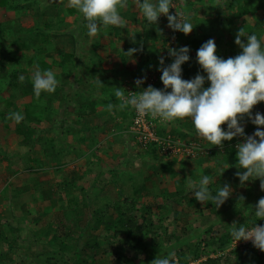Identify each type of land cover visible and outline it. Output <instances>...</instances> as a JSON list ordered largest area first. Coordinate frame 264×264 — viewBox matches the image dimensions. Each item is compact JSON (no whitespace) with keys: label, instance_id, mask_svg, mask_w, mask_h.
<instances>
[{"label":"rangeland","instance_id":"rangeland-1","mask_svg":"<svg viewBox=\"0 0 264 264\" xmlns=\"http://www.w3.org/2000/svg\"><path fill=\"white\" fill-rule=\"evenodd\" d=\"M186 1L189 0H174L177 9L175 7L172 8L175 9L176 13L183 9L191 14L193 11H187L184 8L186 6L188 7ZM61 2L63 6L69 5L68 0H61ZM220 2L222 0H204V3L208 6L207 10H200L197 12V15L201 18L206 12L212 13L214 11L213 6ZM129 6L131 9L139 10L134 0H132ZM194 6L200 7V3L196 0ZM26 11H19L18 13L15 10L0 7V21L18 16L20 23L25 27L34 26L35 28L41 29L38 46H49L55 57H60L59 53L61 50H74L75 45L80 49L77 51L78 55H83L84 51L89 52V44L94 36L86 40L81 26L83 21L82 16L76 18L74 15H67L66 23L63 26L65 33L58 35L53 31L47 30L42 23H38ZM225 12L228 15L231 11L226 9ZM138 16H140V20L142 19L141 22L127 20V27L125 29L126 38L115 41L112 40L115 38L114 35L104 34L101 36L100 46L97 51L106 58L103 62V66L106 69H121L126 67L131 70L136 66V60L144 58L149 51L140 45L139 50L143 53L144 57H138L137 55V58H134L136 53L139 54L138 52H134L129 56V63L127 65L121 62L120 55L115 51V48L120 49L124 47L127 40H132V32H135V30L144 32L148 30V26L150 25L147 19L143 18L141 11ZM260 18L263 25L260 32L264 37V12H261ZM251 19L252 16H248L246 21H250ZM159 22L162 24L161 28H164L160 34L170 36L171 41L175 40L178 30H172L161 18H158V24ZM194 22L193 20L192 23ZM244 23L240 19L237 24L244 26ZM145 25L148 26L145 27ZM199 32V29H192L186 35L191 36ZM73 37L76 38V41L73 40ZM158 45L161 46V43H158ZM25 53L33 54V50ZM48 60L51 59L49 58ZM29 68L31 73L36 69L35 67ZM50 70L56 74L61 71V67L53 66ZM109 75H112V71ZM149 76L153 75L150 74ZM126 78L128 80L130 77L127 76ZM125 79L122 84H124ZM129 80L131 81V78ZM74 84L78 85L75 81ZM11 89L8 86L7 80H0V101L3 100V97L11 93ZM30 99V96H28L25 99L19 100L30 101ZM257 111L264 114V106L261 102L253 106V114ZM0 118H6L7 122L13 124V119L9 118V113H5V117ZM120 120H122L121 116L117 118V121ZM4 121L0 119V146H5L7 151L17 148L23 152L27 151V148L17 146L19 138L14 127H6ZM97 122L104 123L99 125H105L106 128L104 131L99 130L97 132L99 144H96L94 148H90L89 143L86 141H77L71 134L65 137V139L55 142V144H64V146L66 145L65 143L69 144V146L73 145L77 149L87 152L86 155L84 154L78 158L76 149H74L66 154L65 160L67 164L59 172L51 167V159L48 161L45 158L44 168L33 170L32 173L26 172L23 174V181L21 180L19 183L28 182L24 185H33L30 180L31 176H37L39 178L43 189L41 192L43 194L42 199L39 200L33 194L34 189H32L17 197L19 199L16 198L17 204L14 203V206L10 203V198L4 204H0V227L3 222L13 224L12 220L14 219L11 213H15L16 208L21 212L20 204L23 203L24 212L28 213L31 211L32 214H36L35 223L40 230L43 229L42 226L46 229L48 227V221L55 219L57 223L59 222L56 234L60 236L65 235L63 239H65L66 246L63 248H60L59 243L51 244L50 246H53V248H49V245L43 243H40L42 244L41 246L38 245L34 248L32 244H35V242L28 243L10 239L7 248L13 255L14 264H45L46 260L52 259H57L61 263L62 259L73 261L76 259V247L82 249L80 252L81 258L86 260V264H139L145 257V253H139L136 248L132 247L130 239L134 235H137L144 243L149 242L147 246L150 249L155 248L156 245L158 246L159 241L160 250L156 252L155 258L159 255H165L168 252L175 251L179 264H183L180 261L182 259L179 254L180 252L184 253V258L189 259V264H199L210 256L214 258L221 257V264H237L239 261L246 260V254L254 252L258 253L259 256L264 254V251L254 247L251 241L241 240L235 244L232 237L231 241L224 245L223 248L216 247L220 246L218 245L220 238L225 233H230L233 223L249 226L248 222L255 219L254 216L250 215V212L255 208L258 200L264 197V189L261 188L259 178L246 181L241 186L239 178L235 173L231 175L233 178H229L230 181L223 176V181L219 182L217 187L227 183L231 186L232 193L219 207H216L211 201L204 203L195 200L196 198L187 188L189 179L198 181L202 175L217 171L223 165H228L226 157H232V153L234 154L235 152L233 150H237L236 144L243 142V137L237 136L233 137L230 141H224L223 149L218 145V148L222 150L219 154L197 153L196 156L189 158L185 153L170 156L159 152L157 155H151L146 152L150 147L140 142L138 143V139L132 135V132L125 131L118 133L115 127L116 123L114 125L109 122L105 124L104 119H100ZM241 123L244 124L246 134H252L257 127L264 128V126L252 124L248 120L247 115H245ZM93 124L98 123L93 121ZM181 124L183 128L185 127L184 131L186 130L187 132V136L184 138L197 140L204 145L207 144L206 146H211L210 143L200 138L196 131L189 126L192 124L191 118L186 117L181 119ZM179 127L175 123L172 129L176 130ZM173 130L169 132H174ZM42 132L39 131L38 134ZM50 134L51 136L57 137L58 132L51 131ZM51 143L54 144L53 142ZM34 149L33 155L44 158V151L39 143ZM94 149L96 153H93ZM1 152L3 154L6 151L2 149ZM0 158L2 162L8 161L3 159L2 156ZM163 165L166 166V169H162ZM0 168L3 169L1 166ZM115 168L117 169L116 173L114 172ZM171 170L174 171V174ZM235 171H246V169L236 167ZM99 172L100 178H97L98 182L93 183V177L98 175ZM87 174L88 176H86ZM218 174L219 172L214 173L213 178H219ZM9 177L7 172L3 176H0V189L5 185ZM3 178L6 179L4 180ZM114 179L119 182L121 187L109 184V181ZM59 181L65 184H70L71 181L77 182V186L74 185L73 193L78 197L79 204L81 203L82 205L81 199L84 196L87 198L88 205L90 206L84 213L79 212L80 215L78 217L66 218L64 213V209H67L64 208L66 206V197L60 198V194H63V191H60L58 188L59 186L56 182ZM248 185L251 187L250 189L246 187ZM82 187H85L87 190L83 194ZM119 188L124 189L123 194L118 193ZM178 189L181 190L178 199L171 198L170 194L176 192ZM131 195L135 202L133 205L134 208L131 207L132 203L129 204L133 200H126L127 197L131 198ZM238 195L244 197L243 201L240 200L241 197ZM107 202L111 205L110 209L108 208V204L106 205ZM89 209L108 212V215L112 216L111 227L106 228L105 225H101L97 230L87 227L85 225V219L90 218ZM142 213H144L146 220L143 218ZM28 220V224L23 222L26 227L30 226L29 223L31 221L32 223L35 221L31 217H28ZM257 220L255 221L256 224L264 225V218H257ZM17 221L19 223L21 222L20 220ZM142 223L145 224V228H138V224L141 226ZM150 223H153V225ZM130 230L133 231V235L128 234ZM156 237L159 240L155 242L153 238ZM27 238L28 236L24 235V240ZM95 238L100 240V245L97 246L94 244ZM210 241H214V244L210 245L208 243ZM197 243L200 244L199 251L195 248ZM4 245L2 246L4 247ZM48 248L50 249L49 251H47ZM213 248H216L217 251H214ZM31 250L33 254L29 253ZM40 250H44V252H40ZM197 252L200 254L199 259L194 260L195 258L193 256ZM2 256L0 255V258ZM145 263L150 264L151 262L145 261Z\"/></svg>","mask_w":264,"mask_h":264},{"label":"trees","instance_id":"trees-1","mask_svg":"<svg viewBox=\"0 0 264 264\" xmlns=\"http://www.w3.org/2000/svg\"><path fill=\"white\" fill-rule=\"evenodd\" d=\"M197 1L200 3V7L194 6L196 0H189L186 1L188 7L186 6L184 8L187 11H193L191 13L192 21H195L193 23V29H199V33L190 36L178 31L175 40L171 41L170 36L160 34L164 28H161L162 24L160 25V22L158 24L157 21L155 24L148 26L146 32L135 30V32H132L133 38L131 41L127 40L124 47L120 49L115 48L116 53L120 55V60L124 65L129 63V56L127 54L129 49H137L136 52L139 54L136 53L134 58H137V55L138 57H144L143 53L139 50L140 45L141 47L143 46L144 49L146 48L149 50L144 58L136 60V66L131 70L126 67L121 69H106L103 66V62L106 58L97 51L100 46L101 36L104 34H111L115 36L112 40H122L126 38V27L121 28L118 26H109L104 28L103 26H99L97 35L93 37V40H91L89 44L90 49L88 50V53L84 51L83 55H78L77 51L80 49L75 45L74 50H61L59 53L60 57H55L49 46H38L40 32L42 31L41 29L35 28L34 26L25 27L20 23L18 16H16V18L0 21V80H7L8 86L12 88L11 93H9L8 96L3 97V100L0 101V117H5V113L10 112H21L24 117L19 123L12 120L13 124L7 122L6 118L0 119L5 120L4 124L6 127H14L19 138L18 145L27 148V151L24 153L17 152L10 154L6 151L2 154L1 151L3 148L0 146V156H2L3 159L8 160L9 165L15 163L18 164L19 160L22 159L23 171L31 173L33 170L44 168L45 158L48 161L51 159V167L59 172L67 164L65 160L66 154L71 150L73 151L76 149L75 151L78 154V158L84 154L86 155L87 152L77 149L73 145L69 146L67 143H65L66 145L64 146V144H55V142L65 139V137L71 134L77 141H86L89 143L90 148L96 147V144H99L96 129L103 130L105 126L101 127L98 124L94 125V118H118L121 116L122 120L115 124L118 133H123L125 131L130 132V126L134 123V117L137 112L131 105L121 109L119 107L121 101L115 96V91L117 87H120V90L124 91L126 95L130 91H134V94L138 95L139 92L142 91L141 88H147L148 84L145 79L144 83L138 88L135 84L136 79L142 77L149 78L150 74L158 75L155 82L151 83V85L156 88H163L164 86L160 79L162 73L159 70L161 67L160 57L163 56L165 58V66L170 64L174 57L169 55V48L178 49L181 46H189L190 59L181 67L183 69L182 77L184 79H191L198 72L205 76L207 75L198 64L196 54L197 49L209 38H214L215 40L217 45L216 54L226 59L230 56L234 57L242 51L240 46L235 43V38L241 28H243L246 33L255 32L259 37H263L260 32L263 27L260 15L261 12H264V0H222V2L213 6L214 11L212 13L206 12L201 18L197 15V12L200 10H207L208 6H206L204 0ZM131 2L132 0H129L128 6L121 11V15L128 21L141 22L142 19L140 20V16H138L140 10L131 9L129 6ZM0 7L15 10L18 13L19 11L27 10L26 12L32 15L38 23H42L47 30L53 31L58 35H62L60 33H65L63 31V26L66 23L67 15H74L76 18L81 16L75 8L70 7L69 5L63 6L61 0H0ZM226 9L231 11L228 15L225 12ZM169 11L170 13L175 14L174 8H170ZM248 16H252L250 21H246ZM159 18L168 24L165 15L162 14ZM240 19L245 22L244 26H239L237 24ZM86 23L87 22L83 19L81 26L87 40L89 36L87 35ZM241 39L246 42L247 37L242 36ZM73 40L76 41V38L73 37ZM158 42L161 43L160 47H158ZM31 50H33V54L25 53ZM18 52H20V54H18ZM49 58L51 60H48ZM37 66L40 70L51 69L53 66L61 67V71L55 74L57 80L60 82L57 84L54 92H42L39 97L34 95L31 81L32 73L30 72L29 67L37 68ZM111 71L112 75L110 76L109 74ZM21 75L25 77L23 82L19 79ZM127 76L131 78V81L129 80L130 78L127 80ZM124 79L125 82L122 84ZM74 81L77 82L78 85H75ZM209 83L210 82L206 80L205 86H208ZM130 87L133 90L129 89ZM170 90L171 89H169V91ZM28 96L31 98L30 101L19 100L25 99ZM261 103L264 106V101ZM100 104L103 105L102 109L98 107ZM109 104L113 105L111 109L108 108ZM175 123H180V119H177L174 122H169L170 127L167 130L166 128L159 127V134L166 135L168 131H172V126L173 124L175 125ZM189 126L196 131L194 125L191 124ZM221 127L226 128V122L222 124ZM184 129L185 127L183 128L180 126L171 133L175 139H185L184 137L187 136V132L186 130L184 131ZM39 131L44 132L38 134ZM51 131L58 132L57 137L51 136ZM137 141L143 145H148L150 148H148L146 152L151 155H157L159 152H162L160 146H158V143L155 141L147 143L139 140ZM38 143L43 148L45 155L44 158L33 155L35 151L34 148ZM233 151H235L234 154H236L237 150L234 149ZM220 152H222V150L218 148V145L210 146V153L219 154ZM93 153H96L95 149ZM234 154L232 153V157ZM232 157H226L229 168L225 169L223 174H218L219 178H213L214 173H218L217 171L208 172L206 174L210 178L209 187L211 189H214L218 186L219 182L223 181V176H225V179L227 180L233 178L231 175L236 173L235 168L237 167V156L235 155L234 158ZM162 169H166V166L163 165ZM116 170L117 169L115 168V173L117 172ZM18 171L19 169L17 168L14 172ZM171 171L174 174V171ZM99 175L100 172L93 177V183L98 182L97 178H100ZM86 176H88V174ZM30 180L33 183L32 186H30V184L22 185L17 188V192L24 193L34 189L33 194L39 200L42 199L43 194L41 192L43 189L41 187V181L37 176H31ZM56 183H58L57 185L59 186L58 188L60 191H63V194H60V198L66 197V206H64V208L67 209H64V213L67 219H71L74 216L78 217L80 215L79 212L84 213L89 208L90 205H88L85 196L81 199V205L77 200L78 197L73 193L74 185L77 186L76 181H71L70 184H65L60 181ZM109 184L121 187L119 182L115 179L109 181ZM242 185L243 184H241V186ZM10 186L12 187L13 185L8 184L5 189L7 188L9 190ZM246 187L248 189L251 188L249 185ZM81 190L83 191L82 194L87 191L85 187H82ZM118 193L123 194L124 189L119 188ZM180 194L181 190L178 189L176 192H172L170 197L177 200ZM131 199L133 200V196L131 198H126V200ZM107 204L108 202L106 205ZM129 204L134 208V200L133 202L130 201ZM110 207L111 205L108 204L109 209ZM80 209H82V211H80ZM89 210L90 218L85 219V225L87 227L94 230L99 229L101 225H105L106 228L111 227L112 216L108 215V212H102L98 209ZM31 213V211L28 212V214ZM142 216L146 220L144 213H142ZM33 219L36 220L35 217ZM58 223L55 219L48 221V227L46 228L50 232H55L53 242L54 244L59 243L60 248H63L66 246V242H64L63 239L65 238V235L60 236L59 234H56ZM7 224L12 230L15 229L9 222H7ZM150 224L153 225V223ZM144 226V223H142L141 226L138 224V228L140 229L145 228ZM128 234L133 235V231H128ZM9 239L10 237L5 235L4 231L0 228V242ZM153 239L155 242L159 240L158 237ZM231 239L230 233H225L219 240L218 245L220 246L216 247L223 248V246L229 243ZM94 240L95 245H100L99 239L95 238ZM130 243L139 253H145V257L139 264H147L145 261H149L150 263L155 259L156 252L160 250L159 241L158 246L156 245L155 248L153 247V249H150L147 246L149 242L144 243L137 235H134V237L132 236ZM208 243L212 245L214 244V241ZM76 248L75 260L68 261L62 259L61 263L58 262L57 259H52L46 260L45 264H86V260L81 258L80 252L82 249L79 247ZM195 248L199 251L200 244L197 243ZM213 249L214 251H217L216 248ZM49 250L50 249L48 248L47 251ZM30 252H32V250ZM40 252H42V250H40ZM179 254L180 257H182L180 260L181 263L189 264L190 261L189 259L184 258V253L180 252ZM0 255H3L0 258V264H14L11 251L3 250L1 245ZM199 255V252L195 253L193 256L195 258L194 260L199 259ZM246 257L245 261H239L237 264H264V254L259 256L258 253L254 252L246 254ZM199 264H221V257L218 256L214 258L210 256Z\"/></svg>","mask_w":264,"mask_h":264},{"label":"clouds","instance_id":"clouds-1","mask_svg":"<svg viewBox=\"0 0 264 264\" xmlns=\"http://www.w3.org/2000/svg\"><path fill=\"white\" fill-rule=\"evenodd\" d=\"M128 2L129 0H68L69 6L75 8L87 22L89 37L95 36L101 25L104 28L127 27V20L121 15V11L128 6ZM134 3L149 25L155 24L163 14L167 17L168 26L173 30L189 34L194 27L190 13L183 10L177 11L176 14L170 13V8H176L174 0H134ZM242 36L247 37L246 42L241 39ZM235 43L242 51L225 59L216 54L217 45L214 38L203 42L197 49L196 59L207 75L198 72L191 79L182 77L181 67L190 59L189 46L169 48V55L174 57L173 61L165 66V58L160 57L159 70L162 73L160 79L163 88L148 84L151 77L155 78L152 83L157 79L154 74L149 78L136 79L138 88L145 79L148 84L147 88H141L142 91L138 95H126L117 87L115 96L121 101V109L131 105L140 115L150 114L156 123L157 131L159 127L167 130L170 127L169 122L189 117L197 135L211 145H219L221 149L224 141H230L237 136L243 137V142L236 145V156L237 167L246 171H237L235 175L241 184L259 178L261 188L264 189V128L257 127L252 134H246L244 124L241 123L247 115L252 124L264 126V114L259 111L255 114L252 112L254 105L264 101V37H259L255 32L246 33L241 28ZM136 51V48H132L127 54L131 56ZM19 79L23 82L25 77L21 75ZM206 80L210 82L208 86H205ZM31 81L36 97L42 92H54L58 84L52 70H40L38 66L31 75ZM112 107L113 105H108L109 109ZM9 118L17 123L24 119L21 112H10ZM225 122L226 128L221 127ZM133 126L134 123L130 126V132L137 138ZM167 134L173 136L169 131ZM193 147L199 150V145ZM227 168L228 165H223L217 171L222 174ZM209 184V176L202 175L198 181L189 179L187 188L196 200L204 203L211 201L219 207L231 195V186L226 183L211 189ZM243 199L241 196L240 200ZM250 215L255 219L248 222L249 226L233 223L230 235L235 244L241 240L251 241L254 247L264 251V225L255 223L257 218H264V197L258 200ZM151 264H179V261L175 251H171L157 256Z\"/></svg>","mask_w":264,"mask_h":264},{"label":"crops","instance_id":"crops-1","mask_svg":"<svg viewBox=\"0 0 264 264\" xmlns=\"http://www.w3.org/2000/svg\"><path fill=\"white\" fill-rule=\"evenodd\" d=\"M161 25V24H160ZM159 43V42H158ZM158 47H160V45H158ZM163 54V53H162ZM102 104L98 105V107L100 109H102ZM100 119H103V118H94V121H96V123L99 124H104V123H99L97 121H99ZM117 118H104V122L105 124L107 122H109L110 124H115L117 123ZM179 126H182L181 124V119H180V123H177ZM95 125V124H94ZM101 127L102 126H105V125H100ZM116 127V126H115ZM183 127V126H182ZM106 127H104L103 130H100V129H96V133L100 130V131H104ZM92 132V131H91ZM19 147V145H17ZM3 150L7 151L5 148V146H2ZM15 149V148H14ZM8 153L10 154H13V153H24L22 150H20L19 148L15 149V150H11V151H7ZM4 161V160H3ZM22 159L19 160V163H15L13 165H9V161L7 162H2L1 158H0V166L3 167V169L0 170V176H3L4 173L7 172V174L10 176L8 178V180L6 181L5 185H8V184H12L13 186L9 187V190L6 192V189L4 188V186L0 189V204H4L5 201H7L9 198H10V203L13 204L14 206V203L17 204V200L16 198L21 196L23 193H18L17 192V188L24 185L25 183H28V182H23V183H19L22 179H23V174L28 172V171H23V168H22ZM19 169L18 172H14L16 169ZM4 180L6 178H3ZM25 179V178H24ZM23 181V180H22ZM14 184L16 185H19V186H14ZM28 192V191H26ZM25 192V193H26ZM6 193V194H5ZM7 195V196H6ZM19 199V198H17ZM21 205V212L18 210V208H16L15 210V213L12 212L11 215L13 216L12 218L14 220L13 221V227L15 229H11L7 222H3V224L1 225V229L4 231L5 235H8L10 237V239H13L14 241L17 240V241H22V242H28V243H32V242H35V244H32L34 246V248H36L38 245L41 246L42 244L40 243H43V244H47L49 245V248H53V246H50L51 244H54V233L53 231H49L47 228L44 229V227L42 226V230H40L38 228V225L32 221L29 223V227L25 226L24 223L28 224V217H31L32 218H36V214L35 213H31V214H28L26 212H24L23 210V203L20 204ZM1 214V212H0ZM49 214V213H48ZM27 216V218H26ZM17 220H20L21 222L19 223ZM24 222V223H23ZM33 225V226H32ZM13 233V234H12ZM24 235H27L28 238L26 240H24ZM46 235V236H45ZM16 236V237H15ZM15 237V238H14ZM10 239L9 240H6V241H2L0 242V245L2 246L3 244L4 247H3V250H8L7 248V245L10 243ZM64 242H65V239H64ZM2 251V249H1ZM42 252H44V250H42ZM31 254H33V251L30 252Z\"/></svg>","mask_w":264,"mask_h":264},{"label":"built area","instance_id":"built-area-1","mask_svg":"<svg viewBox=\"0 0 264 264\" xmlns=\"http://www.w3.org/2000/svg\"><path fill=\"white\" fill-rule=\"evenodd\" d=\"M154 79V77H151L148 84L150 85ZM129 89L133 90L131 87ZM129 94L134 93L130 91L127 95ZM133 130L139 141L146 143L155 141L158 143V146H160V150L167 155L185 153L189 158L191 156H196L197 153H210V146H206V144L204 145L200 141L192 139L183 140L180 138L175 139L170 134L160 135L157 131L156 123L150 114L140 115L136 113ZM193 145H199V150L194 148Z\"/></svg>","mask_w":264,"mask_h":264}]
</instances>
